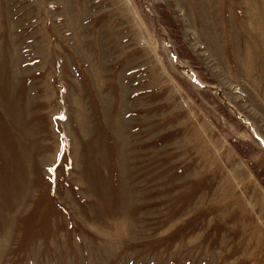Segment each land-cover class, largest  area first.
<instances>
[{"label": "rangeland", "instance_id": "obj_1", "mask_svg": "<svg viewBox=\"0 0 264 264\" xmlns=\"http://www.w3.org/2000/svg\"><path fill=\"white\" fill-rule=\"evenodd\" d=\"M246 1L0 0V264H264Z\"/></svg>", "mask_w": 264, "mask_h": 264}, {"label": "bare ground", "instance_id": "obj_2", "mask_svg": "<svg viewBox=\"0 0 264 264\" xmlns=\"http://www.w3.org/2000/svg\"><path fill=\"white\" fill-rule=\"evenodd\" d=\"M208 1H210V0H208ZM248 1V0H247ZM246 1V2H247ZM251 1V0H250ZM260 1V0H259ZM258 1V3L260 4V2ZM183 2V1H182ZM185 2V1H184ZM183 2V3H184ZM186 2H187V0H186ZM213 2V1H212ZM219 2V1H218ZM224 2H225V0H224ZM215 3V2H214ZM262 3V2H261ZM186 4V3H185ZM255 4H257V2H255ZM196 5H197V3H196ZM202 5V4H201ZM205 5V4H204ZM210 5V4H209ZM221 5V4H220ZM249 5V4H248ZM253 6H254V4H252ZM214 6V5H213ZM212 6V7H213ZM247 6V5H246ZM257 6V5H256ZM259 6V5H258ZM262 6V5H261ZM204 7H206V6H204ZM215 8H218V7H216V6H214ZM213 7V8H214ZM219 7H222V6H219ZM264 7V6H263ZM208 8H210V7H207V9ZM212 8V9H213ZM214 8V9H215ZM249 8V7H248ZM247 7H246V9H248ZM254 8H256V7H254ZM206 9V10H207ZM250 9V8H249ZM252 9V8H251ZM258 9V8H257ZM263 8H261V10H262ZM200 10V9H199ZM211 10V9H210ZM219 10V9H218ZM193 11H194V9H193ZM208 11H209V9H208ZM214 11H216V9L214 10ZM213 11V12H214ZM204 12V11H203ZM207 12V11H206ZM212 12V13H213ZM257 11H255V13H256ZM259 12V11H258ZM257 12V13H258ZM262 12V11H261ZM201 13V12H200ZM208 13H210V12H208ZM218 13V12H217ZM251 13H252V11H251ZM250 13V14H251ZM251 14L252 16H258V17H260L259 15H256V14ZM263 13V12H262ZM260 15H261V13H259ZM217 15V14H216ZM202 16V15H201ZM209 16V15H208ZM206 17V16H205ZM264 16H262L261 18H263ZM192 18V17H191ZM200 20V19H199ZM208 20V19H207ZM257 21L258 20H260L259 18L258 19H256ZM213 21V20H212ZM257 21H256V23H257ZM207 22V21H206ZM242 22V21H241ZM264 22V21H263ZM209 23V22H208ZM259 23V22H258ZM194 24V23H193ZM214 25V24H213ZM218 25V24H217ZM202 27H204L203 25H201ZM250 26V25H249ZM253 26V25H252ZM207 28H208V26H207ZM217 28V27H216ZM262 28V27H261ZM264 28V27H263ZM234 30V29H233ZM251 30V29H250ZM258 30V29H257ZM201 31V30H200ZM206 31V30H205ZM214 31H216V29L214 30ZM214 31H213V33H214ZM223 31V30H222ZM253 31V30H252ZM251 31V32H252ZM262 31V30H261ZM207 32V31H206ZM210 32H212V31H210ZM263 32V31H262ZM216 33V32H215ZM209 34H211V33H209ZM219 35V34H218ZM227 35V34H226ZM235 35V34H234ZM261 35H263L262 33H261ZM236 36V35H235ZM219 37V36H218ZM228 37V36H227ZM231 37V36H230ZM208 38V37H207ZM217 38V37H216ZM261 38V37H260ZM221 39V38H220ZM219 38H218V40H220ZM246 39V38H245ZM261 39H263V36H262V38ZM214 40V39H213ZM227 40V39H226ZM225 40V41H226ZM209 41V40H208ZM212 41V40H211ZM238 41V40H237ZM216 43H217V41H215ZM229 42V41H228ZM231 42V41H230ZM226 43V42H225ZM214 44V43H213ZM218 44V43H217ZM227 44V43H226ZM217 46V45H216ZM221 48V47H220ZM247 48V47H246ZM256 48H257V46H256ZM219 50V49H218ZM241 58V57H240ZM243 64V63H242ZM246 65V64H245ZM248 71V70H247ZM248 75H250V74H248ZM247 75V76H248ZM258 83V82H257ZM2 92V91H1ZM0 92V96H2V97H0V112H2V115H4L6 118L8 117H12V112H13V114H14V116H15V114H18L19 115V110L18 109H16V110H14L15 109V105L13 104V101H11V104H10V102L8 101V99L3 95L4 93H1ZM12 93V92H11ZM22 102V101H21ZM25 104L28 106V101H26L25 100ZM33 104V103H32ZM29 105H31V104H29ZM22 109H23V107H22ZM22 109H21V111H22ZM27 113H28V111H26ZM25 113V112H24ZM24 115V114H23ZM31 115V114H30ZM25 116V115H24ZM19 117L21 118V115H19ZM26 117V116H25ZM31 117V116H30ZM29 118V117H28ZM26 120H27V118H25ZM106 120H107V122L104 124V128L105 129H107L110 133H112V130H111V128H110V125H109V119L108 118H106ZM10 122H12V121H10ZM14 122H16V120L15 121H13V123ZM27 122V121H26ZM33 123V122H32ZM104 123V122H103ZM15 124V123H14ZM18 124V123H17ZM117 124V123H116ZM13 125V124H12ZM19 125H21L22 126V130L21 129H17V128H15L16 130H14L13 128V130L14 131H11L13 134H12V137H13V144H12V146H13V150L15 151V153H17L18 155H20L21 157H24V159H26V157H27V154H28V150H27V148L26 147H24V145L26 144V146H27V137L29 136V134L30 133H27L26 134V132H29V126H27V125H25V126H23L22 124H19ZM18 125V126H19ZM28 125H29V123H28ZM112 125H114V124H112ZM14 126V125H13ZM12 127V126H11ZM32 128V127H31ZM31 130V129H30ZM96 130V129H95ZM113 130H115V128L113 129ZM114 133V132H113ZM118 134H119V131H118ZM26 150V151H25ZM24 168V167H23ZM22 168V169H23ZM19 170H20V168H18ZM212 175V174H211ZM219 175V174H218ZM254 188V187H253ZM23 189V188H22ZM227 190V189H226ZM253 190H255V189H253ZM22 191H24V190H22ZM225 191V190H224ZM227 192V191H226ZM225 192V193H226ZM254 192V191H253ZM255 192H257V191H255ZM254 192V194H256ZM224 193V192H223ZM228 193V192H227ZM257 194H258V192H257ZM228 195V194H227ZM259 196V195H258ZM254 197V196H253ZM255 201H258V200H256L255 199ZM238 202H240V201H238ZM237 202V203H238ZM232 204L233 203H231V206H232ZM230 206V207H231ZM229 207V206H228ZM229 207V208H230ZM235 207V206H234ZM234 207H233V209H234ZM242 209V208H241ZM237 210H235V213H237L236 212ZM239 212V211H238ZM240 214V213H239ZM237 215V214H236ZM227 217V216H226Z\"/></svg>", "mask_w": 264, "mask_h": 264}]
</instances>
